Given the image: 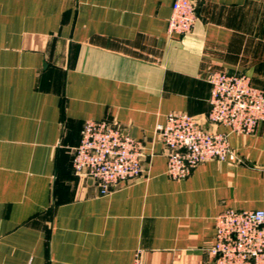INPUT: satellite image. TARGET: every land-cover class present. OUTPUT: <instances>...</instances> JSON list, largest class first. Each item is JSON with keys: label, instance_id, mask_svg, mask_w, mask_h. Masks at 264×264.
Masks as SVG:
<instances>
[{"label": "crops", "instance_id": "obj_1", "mask_svg": "<svg viewBox=\"0 0 264 264\" xmlns=\"http://www.w3.org/2000/svg\"><path fill=\"white\" fill-rule=\"evenodd\" d=\"M0 0V264H211L215 217L264 210V121L229 133L237 160L166 173L170 112L204 122L211 70L264 90V0ZM86 120L143 143L144 172L100 195L72 168ZM208 127L207 124H205Z\"/></svg>", "mask_w": 264, "mask_h": 264}, {"label": "built area", "instance_id": "obj_2", "mask_svg": "<svg viewBox=\"0 0 264 264\" xmlns=\"http://www.w3.org/2000/svg\"><path fill=\"white\" fill-rule=\"evenodd\" d=\"M195 21L191 0H173L167 33L187 35ZM206 81L210 110L204 122L184 112H170L155 128L167 151L166 173L173 180L187 178L205 162L237 160L229 146V133L217 131V126L249 135L264 121V90L254 87L248 76L211 70ZM144 158L143 143L117 125L86 120L72 168L77 177L91 179L100 195H106L120 182L140 178ZM208 252L211 264H264V210L222 211L215 217L214 242ZM133 264H143L140 250Z\"/></svg>", "mask_w": 264, "mask_h": 264}]
</instances>
